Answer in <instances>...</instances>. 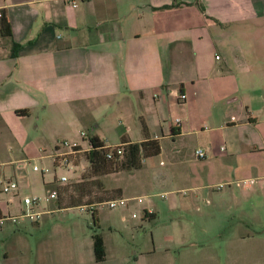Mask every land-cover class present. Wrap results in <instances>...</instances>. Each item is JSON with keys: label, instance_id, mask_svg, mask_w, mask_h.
Wrapping results in <instances>:
<instances>
[{"label": "crops", "instance_id": "0c3cea01", "mask_svg": "<svg viewBox=\"0 0 264 264\" xmlns=\"http://www.w3.org/2000/svg\"><path fill=\"white\" fill-rule=\"evenodd\" d=\"M177 2L188 5L163 9ZM77 3L74 7L70 0H0L13 40L21 45L18 57L12 58L11 45L0 36V169L4 170L0 176L10 165L23 168L30 159L26 155L35 151L57 159L63 141L79 143L88 152L84 132L92 134L89 139L104 140L107 147H118L124 140H158L161 154L155 158L162 160L171 177L176 176L173 171L178 173V178L168 179L170 184L180 188V195L190 193L183 195L188 198L160 195L170 210L192 204L199 211L197 200H208L209 189L236 181H243L247 192L257 185L263 201L264 44L230 33L234 28L263 27L264 0ZM121 116L127 127L118 121ZM164 143L170 145L168 151ZM200 149L205 159L197 157ZM151 159L131 173L130 186H106L117 193L114 199L130 202L110 211L96 208L99 229L114 233L118 240H107L100 233L106 249L103 262L96 261L92 213L59 209L54 201L42 209L45 214L38 223L24 220L0 226V264H164L162 253L201 246L180 245L171 233L164 238L171 248L160 246L153 234L150 241L145 237L143 230L157 222L161 210L151 198L173 193H152L161 180L146 169ZM192 170L200 173V179L193 178ZM138 197L145 198L144 203H138ZM241 197L250 201L246 194ZM15 198L8 200L11 208ZM223 198L240 197L230 192ZM147 209L154 214L146 217ZM73 210L90 213L93 226L85 215L68 220L67 213ZM133 232L140 238L137 244L126 239ZM59 245L66 253L57 258ZM253 245L261 253L264 250L263 244ZM261 253L257 256H264ZM184 255L176 264H264L263 258L213 259L210 252L198 262L189 253Z\"/></svg>", "mask_w": 264, "mask_h": 264}, {"label": "rangeland", "instance_id": "374dc122", "mask_svg": "<svg viewBox=\"0 0 264 264\" xmlns=\"http://www.w3.org/2000/svg\"><path fill=\"white\" fill-rule=\"evenodd\" d=\"M230 35H235V37H241L242 35H245L251 37V40L256 45L264 44V26L234 28V31L231 32ZM119 120L120 122L122 121V124L125 125V127L128 126L129 123H126L122 116L118 119V121ZM29 124L34 125V121L30 120ZM87 135L92 134L88 133ZM81 138L82 137H79L78 140L83 142ZM84 139V141H86L84 143V146L87 147L89 145V138L86 137ZM67 141L69 143H72V141L70 140ZM163 146H165L166 150L168 151L170 145L168 143H164ZM61 150L62 152H65L68 151V148H63ZM40 156L44 157L40 158ZM26 157L30 158L28 160L30 163L27 161L28 163L23 164L24 167L21 169H19V165H10L6 168L5 174L0 176V182L14 181L18 183V189L15 191V193L17 194L15 198L16 204L13 208L8 205V200L12 196H14V193L10 195H5L2 193L0 195L2 200L0 207L3 209L2 212L4 216H7L9 213L11 215L20 213L19 211L22 208H25L23 204V199L25 197L44 199L49 195L52 189L56 190L61 186H66L60 185V180L64 176L69 178V184L80 182L83 176L88 174L90 169V166L86 159V153L76 155L75 162L77 163V165L72 164L69 167L62 165L59 160L57 163L56 159L49 153H38V151H35V153L33 154L31 153L29 155H26ZM161 162L162 160H158L156 158L148 160L146 162V164L149 165L146 168L149 175L154 176L156 180H161L160 187L151 192L160 193L171 191L173 193H162L154 198H151L158 204V206L161 207L162 211L160 210L159 219L157 220V222L155 221L152 224H148V227H145V229L143 230L145 237L150 241L151 234H153V237L156 239V241L158 243H161L159 244L160 246H167L171 248V243L167 244L166 242H164L165 236L171 233L173 236L175 235L176 239L180 240V245L190 243L201 245L193 249L189 246L185 248L176 247L175 249H171L168 254L162 253L160 255V260H163L164 264H176L179 260L180 255L182 256L184 253L185 255L189 253V258H191V260H196L197 262L203 257L204 253L207 252H210L213 255V259L217 258L218 256L222 258L230 256V258L236 260H255L258 258L264 259V256H257V254H260L261 252L257 250L256 245H253L255 243H260L263 244L264 247V200L261 201L260 195L256 191L257 185H254V190L250 192L244 191L246 186L243 181H239L240 183L236 181L227 185H218L214 190L213 187L208 190V200H197L198 202L196 204L197 206H199V211H197L196 207H193L190 201L188 203L191 204V206H189L188 209L177 207L175 210H170L169 205L166 202L168 198L175 196L184 198L185 196L183 195L189 196L190 193L188 191H185L182 192V195H180L177 192V190L180 188L176 185L170 184L168 179H176V177L178 178V173L176 171H173L174 173H176V176L171 177V171L165 170L166 167H163L161 165ZM34 165H37L39 167V172L34 171ZM0 171L2 172L4 170L0 169ZM132 172H121L120 174L113 175L111 178L108 177L105 180L104 177L102 178V181L107 187H128L134 182L132 180ZM163 172L165 174L167 172V177L164 178ZM191 172L194 175L196 174V177H193L194 179H200V173H198L196 170H192ZM202 183H204V185L213 184L209 182L207 183L206 181H203ZM55 184L58 185L55 186ZM221 186L222 189H219V187ZM2 188L3 186L0 184V190H2ZM111 191L107 190L106 192H101V196L108 197L116 194L115 192L113 194V192ZM230 192H234L235 196L240 198L235 201L231 200L230 198H223V195L225 193ZM243 194L250 196V201H243L241 197ZM160 195H164L165 197H167V199H163L162 197H160ZM115 196H117V194ZM209 200L211 201V205L209 204ZM47 206L48 204L43 203L39 209H45L47 208ZM107 209L108 208H103L102 210L110 211ZM115 212H117V210H115ZM81 213L82 212L80 210H73L68 212V220H74V216L78 217L85 215L89 219V223L91 224V226H93L92 215L90 213ZM19 215L20 214L15 216ZM257 215H260V217L257 218ZM56 217L58 218V214L56 215ZM139 217L141 218L142 214H140ZM7 225L17 224L7 223L2 227H5ZM160 225L161 228L159 227ZM97 231L99 234H102L104 232L107 240L114 241L115 243L118 242L117 237L114 233L108 232V230L104 231L100 229ZM30 239L32 241L35 240L33 236H30ZM126 239L133 244H137L140 241L138 233L136 232L127 235ZM110 246L111 243L109 242V247ZM199 248H205L204 252H200ZM60 249L61 247L59 245L58 249L55 251L57 258L64 256L66 253L65 248H63L62 250ZM261 254H264V250H262ZM114 262L115 261H109L108 264H114ZM240 263L242 264L243 261H240Z\"/></svg>", "mask_w": 264, "mask_h": 264}, {"label": "trees", "instance_id": "16d2710c", "mask_svg": "<svg viewBox=\"0 0 264 264\" xmlns=\"http://www.w3.org/2000/svg\"><path fill=\"white\" fill-rule=\"evenodd\" d=\"M183 5L188 4L177 2L165 6L163 9H172ZM200 9L204 12L203 5H200ZM0 36L11 45V57L17 58L18 52L21 50V45L13 40L12 26L4 11H2V16L0 17ZM19 113L23 112L19 111ZM89 144L90 150L84 152L86 153V159L90 166L88 174L84 175L80 182L71 184L60 183V185L66 186H61L56 190L52 189L58 194L56 205L59 209L89 208L93 205L114 199L117 193L114 194L115 191L113 190H110L113 192V196H101V192H106L108 190L102 178L125 171L132 172L139 170L142 168L144 160L155 158L161 154V144L156 139H147L142 143H131L128 140H124L122 145L112 149L107 148V144L104 140L97 136H93L89 139ZM118 151H121V154H119ZM110 155L111 158H109ZM75 156L73 160L74 164L77 165ZM58 160L57 158V163ZM56 185L58 184H55V186ZM92 215L94 218L95 230L93 234L95 256L96 261L101 263L106 257L105 243L102 235L97 231L99 227L96 211H94Z\"/></svg>", "mask_w": 264, "mask_h": 264}, {"label": "built area", "instance_id": "2783aa9c", "mask_svg": "<svg viewBox=\"0 0 264 264\" xmlns=\"http://www.w3.org/2000/svg\"><path fill=\"white\" fill-rule=\"evenodd\" d=\"M70 2L72 3V5L74 7H77L78 6V3H77V0H70ZM2 16V11L0 9V17ZM219 59V58H218ZM182 99L185 98V96H182L181 97ZM180 119H177V123L180 124ZM82 137L83 138H86L87 137V134L86 133H82ZM61 148H68V151H65V152H61L59 153L58 155V159L59 161L61 162L62 165L66 166V167H69L71 166L72 164H74V156L76 154H80V153H84L85 151H83V149L81 148L80 144L79 143H76V142H72V143H69L68 141H65V142H62L61 143V146H60V149ZM107 148H116V147H107ZM119 154H121V151H118ZM197 157L199 159H205L206 158V153L204 150H198L197 151ZM109 158H111V155L109 156ZM34 171H37L39 172L40 169L37 165H34L33 167ZM43 172V171H42ZM69 182V178L64 176L62 177V179L60 180V183L62 184H66ZM3 188H2V193L5 194V195H10V194H13L14 193V196H12V198L14 199L17 194L15 193V191L18 189V183L17 182H14V181H8V182H3ZM220 189H222V186L219 187ZM57 197H58V194L55 190H52L50 191L49 195L46 197V198H30V197H25L23 199V204L25 206V208L22 210L21 214L19 216H15V215H11V214H8L7 216H4L3 215V212L0 211V226H4L6 225L7 223H11V224H19L20 221L22 220H29L31 222H34V223H38L41 221L43 215L45 214V212H43L42 210H40V206L43 204V203H46V204H49V203H52L54 201L57 200ZM135 200L142 204L144 203L145 201V198L143 197H138V198H135ZM13 202V200H12ZM130 200L129 199H123V198H116V199H111V200H108L106 202H103V203H100V204H97V205H93L91 207H83L81 208L82 210H87L91 213H93L94 211H96V208H108V209H119V208H126L128 207V204H129ZM2 203V200L0 198V204ZM154 214V211L153 210H149L147 209L145 211V216L148 217V216H151ZM137 215H134V218H136Z\"/></svg>", "mask_w": 264, "mask_h": 264}]
</instances>
